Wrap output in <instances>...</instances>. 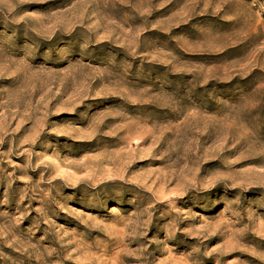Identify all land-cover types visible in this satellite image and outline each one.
Returning a JSON list of instances; mask_svg holds the SVG:
<instances>
[{
	"label": "rangeland",
	"instance_id": "rangeland-1",
	"mask_svg": "<svg viewBox=\"0 0 264 264\" xmlns=\"http://www.w3.org/2000/svg\"><path fill=\"white\" fill-rule=\"evenodd\" d=\"M0 264H264V0H0Z\"/></svg>",
	"mask_w": 264,
	"mask_h": 264
},
{
	"label": "bare ground",
	"instance_id": "bare-ground-1",
	"mask_svg": "<svg viewBox=\"0 0 264 264\" xmlns=\"http://www.w3.org/2000/svg\"><path fill=\"white\" fill-rule=\"evenodd\" d=\"M48 113H49V110H45V114H44V116H46V115H48ZM33 114H31L29 117H32L33 118ZM3 122H5V120H3ZM19 126V125H18ZM9 128H10V126H7V125H4L3 126V129H2V131H4L5 133H7L8 131H9ZM17 130H19V127H18V129H16L15 131H13L12 132V134H9V135H7V137H14V134L16 133V131ZM64 135H66V134H64ZM31 143H29V145L28 146H32V145H30ZM13 146H11V152L12 153H18L20 150V148H17V145H18V143L17 142H13V144H12ZM77 170H80L81 171V168H79V169H77Z\"/></svg>",
	"mask_w": 264,
	"mask_h": 264
}]
</instances>
